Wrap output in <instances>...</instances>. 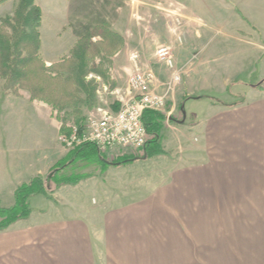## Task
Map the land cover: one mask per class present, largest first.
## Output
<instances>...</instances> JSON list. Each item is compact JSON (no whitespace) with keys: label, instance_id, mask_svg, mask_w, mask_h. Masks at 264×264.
I'll list each match as a JSON object with an SVG mask.
<instances>
[{"label":"crops","instance_id":"0c3cea01","mask_svg":"<svg viewBox=\"0 0 264 264\" xmlns=\"http://www.w3.org/2000/svg\"><path fill=\"white\" fill-rule=\"evenodd\" d=\"M54 1L37 0L42 21L46 9L60 13L58 27L80 10L92 28L104 24L121 34L126 25L153 29L131 15L125 23L127 9L140 10L138 0ZM238 1L214 0L211 8L199 0L208 17L193 9L174 17L169 8L171 40L164 46L196 44L197 53L179 67L180 80H172V71L166 81L154 73L156 84H171L173 102L179 85L181 101L195 82L208 90L231 87L225 101H245H207L197 112L193 102L202 100L189 99L186 112L196 114L197 123L166 131L165 154L97 170L76 186H63L54 200L33 196L31 217L0 231V264H264V89L239 81L237 70L238 63L250 61L252 70L264 61V0H240V13L233 9ZM191 28L192 40L185 32ZM238 29L245 36L236 35ZM248 52L255 55L248 58ZM62 125L52 105L33 100L27 90L7 93L0 77L1 206H12L19 185L46 176L67 156Z\"/></svg>","mask_w":264,"mask_h":264},{"label":"rangeland","instance_id":"374dc122","mask_svg":"<svg viewBox=\"0 0 264 264\" xmlns=\"http://www.w3.org/2000/svg\"><path fill=\"white\" fill-rule=\"evenodd\" d=\"M19 1L20 0H0L1 27L5 28V20L14 16ZM55 1L56 4L62 5L66 2L64 0ZM55 1L53 2L54 4ZM138 1H140V10L138 12H130V10L127 9L126 16L123 18L125 19V23H127L129 15H131L136 19L143 20L147 27L153 26V29H143L142 31H147V35H144L143 32L140 31L141 29L139 30L138 28L126 25L123 28V35L121 32H116L108 27L111 31L120 34L123 39H102L97 34L99 31L97 26L93 28L89 27L88 23L84 20L85 11H80V7L78 8L77 18L63 27H58L62 22L54 18L60 13L53 9H46L42 21V29L40 27V33H42L41 35L43 38L41 39L40 57L41 61L44 62L48 68L49 71L47 75L50 77L41 80L42 83L40 84L43 85L45 89L44 97L57 104V108L54 109L63 125L66 127L74 124L79 125L88 115L97 111L98 108L116 110L115 108L121 107L123 102H127L132 96L128 90L130 78L139 70L144 72L153 71L158 77L166 81L167 74L172 71V69L163 61L159 60L158 51L160 47L170 43L171 40L168 39L170 33L168 32L169 21L172 19V16L169 14V8L176 10V12L173 13L174 17L177 15L182 17L183 12L185 14V12L192 9L195 15L208 17V14L203 9L198 8L199 0H188L185 5L180 2L181 0H170L169 2H167V0ZM201 1H204V3L211 8L213 5L217 4L214 3V0ZM229 2L230 0H228V3ZM241 7L245 9V3L240 0L238 4L236 3L233 5V9L237 11V13L242 12ZM133 13L135 14L133 15ZM237 17L239 18V16ZM183 18L187 17L183 16ZM194 19H196V17H194ZM64 22L63 24H65ZM191 30L192 28L185 31L188 38H190ZM235 34L245 36V31H242V29L240 31V29H238ZM180 35L183 36V34ZM211 35V37H213L214 34ZM85 37L87 39H83ZM81 41L84 43L80 48L78 47L79 49L76 50V53H73L74 48L79 45ZM182 45L183 44H179L178 49L173 48L170 51L175 65L178 68L181 67L182 63L186 62L187 55L191 57L193 54L197 53L196 44L186 43L184 44L185 46ZM254 55L255 53L252 55L251 52H248V58ZM254 58L256 64L259 58L257 55ZM82 64L85 65V71L88 72L86 82L89 84L91 90H93L94 96H90L83 92L82 88L79 86L78 71ZM237 65V70L240 71L238 77L239 81L243 80L248 82L254 79L252 76L253 74L255 76L258 70L262 73V76L258 78L256 75L257 82L264 79V61L260 65H257V67L254 66L252 70L250 68V61L238 63ZM37 69L38 67L35 65L32 68L35 72ZM31 82L35 83L33 85L39 84V82L35 81V78H32ZM161 85L162 84L158 81L155 87L163 92L164 90L161 89V87L164 85ZM181 85H184V83ZM181 85L176 89V96H174L176 98H174V102L171 98H168L165 109L160 111L166 115L162 131V142L166 131L180 132L182 129L186 128L185 125L188 127L197 123L196 114H188L186 112L185 106L187 100L196 99L194 98L195 96H208L209 98L207 99L193 102L197 103V105H194V109L199 112L207 109V101L212 102V104L217 101V99L225 101L232 94L231 87L227 91L226 89L220 90L217 88L208 90L203 85V82H195L194 86L190 87L189 90L185 92V96L180 101L178 95L180 92L179 87H182ZM190 90H195V93L189 94ZM191 106H193V104H191ZM171 117L176 121H172ZM116 154H114V156ZM97 170L101 172V166L99 164H87L83 161L69 167L67 172L71 173L77 171L79 173H94L95 176ZM40 205V201L35 200V208H39Z\"/></svg>","mask_w":264,"mask_h":264},{"label":"trees","instance_id":"16d2710c","mask_svg":"<svg viewBox=\"0 0 264 264\" xmlns=\"http://www.w3.org/2000/svg\"><path fill=\"white\" fill-rule=\"evenodd\" d=\"M41 22L42 9L36 0H20L14 16L5 20L6 27L0 26V77L4 81V89L7 93L20 95V90H28L33 100H43L56 109L57 104L44 97L45 89L40 84L41 80L50 77L47 75L49 70L40 57ZM97 29L99 30L97 34L102 39H123L120 34L111 31L104 24L98 25ZM83 41L74 48L73 53H76V50L84 43ZM34 65L38 67L36 72L32 70ZM87 73L85 65L82 64L78 71V83L83 92L94 96L93 90L86 82ZM256 75L253 74L254 79L248 81V84L263 89L264 79L257 82ZM32 78H35L39 84L33 85L35 83L31 82ZM194 98L203 100L209 97L201 95ZM244 101V97L233 102L217 99L213 104L235 106ZM119 108L120 106L115 109ZM143 120L149 133V139L140 150H127L110 158L107 153L100 152L95 144L85 143L71 149L67 156L55 164L46 176L39 175L19 185L15 191V203L9 207L0 205V231L7 230L18 221L31 217L33 196L44 195L54 200V194L63 186H76L81 181L93 177L94 173L67 172L69 167L79 162L97 163L101 166V172H105L110 166H122L165 154L162 145V131L166 115L160 111L148 109L144 112ZM171 120L176 121L173 117ZM61 132L69 133L68 127L63 125Z\"/></svg>","mask_w":264,"mask_h":264},{"label":"built area","instance_id":"2783aa9c","mask_svg":"<svg viewBox=\"0 0 264 264\" xmlns=\"http://www.w3.org/2000/svg\"><path fill=\"white\" fill-rule=\"evenodd\" d=\"M170 51L168 46L160 47L159 60L172 69L173 81L180 80L182 69L176 67ZM155 86L153 71H137L130 78L128 89L132 96L127 102H123L118 110L98 108L79 125H68L69 133L61 134V142L70 150L92 143L110 158L127 150H140L149 139L143 120L144 112L148 109L164 110L171 90L170 83L165 85L167 89L163 92Z\"/></svg>","mask_w":264,"mask_h":264}]
</instances>
